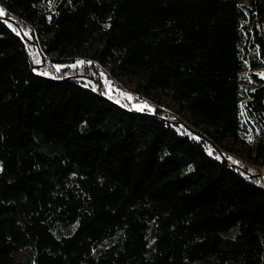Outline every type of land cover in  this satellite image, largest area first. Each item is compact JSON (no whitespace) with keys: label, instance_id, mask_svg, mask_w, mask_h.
Masks as SVG:
<instances>
[{"label":"trees","instance_id":"trees-1","mask_svg":"<svg viewBox=\"0 0 264 264\" xmlns=\"http://www.w3.org/2000/svg\"><path fill=\"white\" fill-rule=\"evenodd\" d=\"M0 9V264H264V0Z\"/></svg>","mask_w":264,"mask_h":264},{"label":"rangeland","instance_id":"rangeland-1","mask_svg":"<svg viewBox=\"0 0 264 264\" xmlns=\"http://www.w3.org/2000/svg\"><path fill=\"white\" fill-rule=\"evenodd\" d=\"M244 1V0H241ZM41 5L46 6L47 10H50L51 5L50 3H44L42 2ZM258 74L259 76H261L262 78H264V68L258 69ZM103 84L106 88V91L108 92L109 95H113L115 96V98H118V95L120 93V98L126 97L128 99H132V97H135V85L133 82H131L127 77H123V76H116L114 78V80L110 81L105 79L103 81ZM98 88L100 89V86H98ZM130 97V98H129ZM136 102V106L135 108H137V106L139 108H144V105H147L148 108L147 110L149 111H153V107L157 106L159 109H161L162 113H167L170 115V119L172 121H176L178 122V124L186 126L189 129H192L193 126L190 123V121L188 120L186 115H183L182 113H178L175 111V105L173 103H171V101L169 100V98L164 95L162 92L160 91H156L153 92L151 95H149L148 97H145L143 99H140L138 101H134ZM138 108V109H139ZM80 131L85 134V135H97L100 133V130H93V129H84V128H80ZM228 142L226 143H222L220 144L219 148H221L224 151H228L227 149H225V145H227L228 147H231L232 149L229 151L231 153L232 156H235L237 158V160H246V158L244 157V155H242L240 152H238V144L232 142L231 139H226ZM211 148L208 147V151ZM165 151L164 150H160V158H164L165 156ZM261 170L264 171V164L263 166L260 167ZM264 178V176H263ZM67 232L69 233L70 231L67 230ZM29 258V253L28 252H22L17 256V261H21L24 259Z\"/></svg>","mask_w":264,"mask_h":264},{"label":"snow or ice","instance_id":"snow-or-ice-1","mask_svg":"<svg viewBox=\"0 0 264 264\" xmlns=\"http://www.w3.org/2000/svg\"><path fill=\"white\" fill-rule=\"evenodd\" d=\"M5 14H6L5 11L3 9H0V17H4ZM13 30L15 31V29H13ZM17 34H19V33H17ZM78 63L82 65L84 62L83 61H80ZM143 107H147V105H144Z\"/></svg>","mask_w":264,"mask_h":264},{"label":"built area","instance_id":"built-area-1","mask_svg":"<svg viewBox=\"0 0 264 264\" xmlns=\"http://www.w3.org/2000/svg\"><path fill=\"white\" fill-rule=\"evenodd\" d=\"M247 70H248V67H247ZM263 176H264V171L262 170L261 171V177L263 178Z\"/></svg>","mask_w":264,"mask_h":264}]
</instances>
